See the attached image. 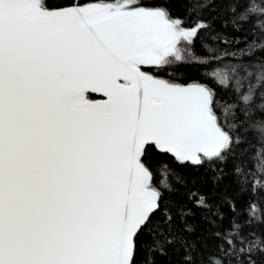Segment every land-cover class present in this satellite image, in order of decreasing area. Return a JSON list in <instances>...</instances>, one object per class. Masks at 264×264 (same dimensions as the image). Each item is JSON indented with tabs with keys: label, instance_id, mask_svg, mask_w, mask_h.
Returning a JSON list of instances; mask_svg holds the SVG:
<instances>
[{
	"label": "snow or ice",
	"instance_id": "obj_1",
	"mask_svg": "<svg viewBox=\"0 0 264 264\" xmlns=\"http://www.w3.org/2000/svg\"><path fill=\"white\" fill-rule=\"evenodd\" d=\"M194 2L185 28L171 0H0V264H264V0ZM198 37L216 87L155 74ZM153 154L173 162L153 172ZM174 165L249 197L240 213L196 197L232 212L205 217L211 251L171 199L188 183Z\"/></svg>",
	"mask_w": 264,
	"mask_h": 264
},
{
	"label": "trees",
	"instance_id": "obj_2",
	"mask_svg": "<svg viewBox=\"0 0 264 264\" xmlns=\"http://www.w3.org/2000/svg\"><path fill=\"white\" fill-rule=\"evenodd\" d=\"M172 11V15L174 18H179L184 21L183 26L185 28H191L196 20H197V13L195 11H189L190 9L195 8V2L192 0H171L169 5ZM218 8L224 7V5H217ZM206 18V17H205ZM223 20L218 18L214 21L213 27L216 31L225 32L230 36H243L244 31L241 32H234L231 27L224 28L222 27ZM247 25H245V31L247 29ZM214 34V33H213ZM205 33L201 32L200 37H203ZM200 37L196 39V42L193 46L190 47V50L181 52L183 59L180 61L175 60L174 57H170L169 59L172 61L168 65L161 66V70H158L155 74L165 80H170L175 83L180 84H187L192 82H200L203 84H209L212 87H216L213 85L212 80L210 78H205L201 73L204 72L206 69L201 67V62L206 57V52L201 47V40ZM252 37L249 36V40ZM213 47L219 46V48L223 49L226 47L223 43L213 42L210 39L207 41ZM182 49L186 47L184 42H181L179 45ZM230 47H244V43L241 42L239 45L233 44ZM193 57L199 58L194 59ZM215 66L214 64L209 65L208 67L211 68ZM217 91L219 89L217 88ZM96 97L92 95L91 98ZM257 140L264 139L260 135H257ZM260 149V144L258 143L255 146L254 150H249L248 156H252L255 154L256 150ZM247 169H253L254 160L247 159ZM150 160V167L155 172L156 164L160 161H166L168 163L173 162V158L170 154L167 155H160V154H153L149 157ZM176 171L181 173L184 177L187 178L188 183L186 186L180 187V195L171 197L177 204L184 206V211L187 213L188 222L193 224L196 228V231L190 237L193 240H196L198 244L207 245L206 251H211L213 245L216 241L213 239L211 232L212 227L208 223V219L215 221L216 225H223L227 227L228 225V218L232 216V212L229 210L228 206L225 205L222 208L223 213L225 216L221 218L217 215H212L211 213L205 212L204 210L196 207V197L205 196L208 199V202L212 205H217L222 203L223 198H229L231 200L232 197H235L234 203L236 206L237 213H240L243 210L244 204L247 202L249 197L245 195L243 198H240L237 195V186L235 183L232 182L231 175H226L224 180L219 183V185L214 184L213 176L214 173L212 170H209L207 165L204 168L196 169L193 167H180L179 165H174ZM221 168L224 169L226 173H229L232 164L229 163L227 165H221ZM246 169V170H247ZM160 177L156 176L154 183L159 180ZM249 180L252 179L251 176L248 177ZM264 179V178H261ZM177 208H172V215L175 216L177 212ZM214 211V209H213ZM208 219H205V217ZM239 219H243L242 216H238ZM181 226L179 219H176V227L179 228ZM181 252L179 255L172 256V264H178L179 256L182 255ZM161 261L163 258H158Z\"/></svg>",
	"mask_w": 264,
	"mask_h": 264
},
{
	"label": "water",
	"instance_id": "obj_3",
	"mask_svg": "<svg viewBox=\"0 0 264 264\" xmlns=\"http://www.w3.org/2000/svg\"><path fill=\"white\" fill-rule=\"evenodd\" d=\"M180 84V83H179ZM188 84V83H187ZM93 95H95V96H97L94 100H96V99H100L101 97L99 96V94H93Z\"/></svg>",
	"mask_w": 264,
	"mask_h": 264
},
{
	"label": "flooded vegetation",
	"instance_id": "obj_4",
	"mask_svg": "<svg viewBox=\"0 0 264 264\" xmlns=\"http://www.w3.org/2000/svg\"><path fill=\"white\" fill-rule=\"evenodd\" d=\"M97 97V96H96ZM96 97L92 98V99H95Z\"/></svg>",
	"mask_w": 264,
	"mask_h": 264
}]
</instances>
